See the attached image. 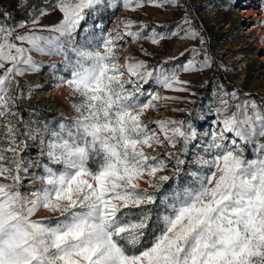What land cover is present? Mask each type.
I'll return each mask as SVG.
<instances>
[{"label":"snow or ice","instance_id":"obj_1","mask_svg":"<svg viewBox=\"0 0 264 264\" xmlns=\"http://www.w3.org/2000/svg\"><path fill=\"white\" fill-rule=\"evenodd\" d=\"M144 2L124 0V7ZM110 6L113 0L0 6V118L9 121L0 137V264H264V98L218 93L219 106L209 109L216 127L197 153L198 167L188 181L165 188L178 180L165 174L169 165L182 170L181 155L197 132L191 119L149 127L145 114L165 98L148 89L187 91L179 72L203 71L212 60L204 55L181 69L168 61L121 64L125 36L157 45L166 37L149 35L146 26L132 31L131 20L123 31H106L96 16ZM49 11L59 20L43 25ZM183 23L184 38L203 43L187 17ZM35 54L63 58L59 83L78 102L76 115L50 133L46 155L58 167L45 164L41 186L22 191L28 168L20 154L36 133L20 116V78L39 71ZM161 147L172 150L155 154ZM41 211L56 219L37 218Z\"/></svg>","mask_w":264,"mask_h":264},{"label":"rangeland","instance_id":"obj_2","mask_svg":"<svg viewBox=\"0 0 264 264\" xmlns=\"http://www.w3.org/2000/svg\"><path fill=\"white\" fill-rule=\"evenodd\" d=\"M47 2L33 0L39 7H46ZM179 4V7L172 4L158 7L145 0L142 7L130 10L124 7V0H113V6L101 10L96 16L98 26L109 32L123 31V23L131 20L135 22L132 31L146 26L143 30L149 35L155 31L166 37L157 45L147 39L137 41L125 36L118 48L121 64L143 60L149 65L160 66L168 61L166 67L181 69L189 60H201L204 55L211 57V67L203 71L179 72L180 79L187 82L184 85L187 91L164 89L158 84L148 89L165 98L156 102L155 110L145 114L144 119L151 122L149 127H156L154 122L159 120L191 119L197 132V139L181 155L185 160L182 170L177 172L172 164L169 165L165 174L178 180L175 183L170 181L165 188L188 181L189 173L198 167L197 153L208 139L207 134L216 127L217 118L209 109L219 106L218 93L235 91L258 100L264 98V0H179ZM12 5L13 0H0L3 8L11 10ZM13 15L19 18L23 13L16 10ZM185 17L200 33L203 43L200 38H184L182 29L188 27L183 23ZM58 20L59 13L49 11L41 23L52 25ZM193 49L197 51L193 52ZM173 57L176 59H170ZM34 59L40 62L39 71L20 78V116L36 133L35 138L27 140L28 147L20 154L28 168L22 191L41 186L39 177L44 175L45 164L58 167L51 165L46 155L47 143L52 138L50 133L59 131L60 124L67 123L76 115L72 105L78 102V98L59 83V78L66 75L60 70L62 57L35 54ZM53 64L57 68L53 69ZM237 102L232 101V111H235ZM11 122L15 123V119ZM7 123L9 121L0 118V137L4 135ZM171 150L170 147H161L155 154L164 156ZM10 160L11 154L6 153L8 166H11ZM141 187L147 188L148 185L141 182ZM56 215L41 211L37 218L55 220Z\"/></svg>","mask_w":264,"mask_h":264},{"label":"bare ground","instance_id":"obj_3","mask_svg":"<svg viewBox=\"0 0 264 264\" xmlns=\"http://www.w3.org/2000/svg\"><path fill=\"white\" fill-rule=\"evenodd\" d=\"M257 29H258V32H260V29H259V27H257Z\"/></svg>","mask_w":264,"mask_h":264},{"label":"trees","instance_id":"obj_4","mask_svg":"<svg viewBox=\"0 0 264 264\" xmlns=\"http://www.w3.org/2000/svg\"><path fill=\"white\" fill-rule=\"evenodd\" d=\"M223 82V81H222Z\"/></svg>","mask_w":264,"mask_h":264}]
</instances>
